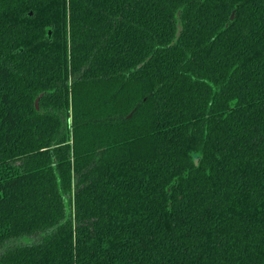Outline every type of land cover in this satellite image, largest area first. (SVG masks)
<instances>
[{"label": "trees", "instance_id": "trees-1", "mask_svg": "<svg viewBox=\"0 0 264 264\" xmlns=\"http://www.w3.org/2000/svg\"><path fill=\"white\" fill-rule=\"evenodd\" d=\"M0 264H264V0H0Z\"/></svg>", "mask_w": 264, "mask_h": 264}, {"label": "water", "instance_id": "water-1", "mask_svg": "<svg viewBox=\"0 0 264 264\" xmlns=\"http://www.w3.org/2000/svg\"><path fill=\"white\" fill-rule=\"evenodd\" d=\"M179 17H180V10H178V11L176 12V18H177V23H176V34H175L176 37H178V36L180 35L181 30H182V26H181V22H180ZM230 19H233V11H232V13H231V15H230Z\"/></svg>", "mask_w": 264, "mask_h": 264}, {"label": "rangeland", "instance_id": "rangeland-1", "mask_svg": "<svg viewBox=\"0 0 264 264\" xmlns=\"http://www.w3.org/2000/svg\"><path fill=\"white\" fill-rule=\"evenodd\" d=\"M20 240H22L21 242H23L25 239H16V240L11 241L10 243L14 244V243L20 242Z\"/></svg>", "mask_w": 264, "mask_h": 264}]
</instances>
